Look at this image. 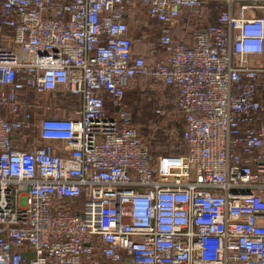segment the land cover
<instances>
[{"label": "built area", "instance_id": "built-area-1", "mask_svg": "<svg viewBox=\"0 0 264 264\" xmlns=\"http://www.w3.org/2000/svg\"><path fill=\"white\" fill-rule=\"evenodd\" d=\"M134 13L159 23L153 64ZM263 57L264 0H0V264H264ZM144 76L176 91L184 152L133 126ZM55 92L81 106L59 115Z\"/></svg>", "mask_w": 264, "mask_h": 264}, {"label": "rangeland", "instance_id": "rangeland-1", "mask_svg": "<svg viewBox=\"0 0 264 264\" xmlns=\"http://www.w3.org/2000/svg\"><path fill=\"white\" fill-rule=\"evenodd\" d=\"M200 11V10H199ZM210 12H208L207 10L204 11H200L198 14H194L192 16H190L189 19V23H187V29L185 30H178L177 32V38L176 40H182V38H184L186 36V30H189L190 32L193 31V29L196 28H200L203 27L205 25H209L212 24V20H210ZM181 24L183 23V21H181ZM180 24V26H182ZM131 28L133 30L134 36L136 37V46H138V49L136 50L138 53H142L140 51H142V49H144V52L147 53V60L150 64L155 63L157 60H159V58L161 57V55H150L149 51H151L152 47L151 45H153V43L156 40V37H152L150 38V43H146L144 46L142 44H140V40H141V34L144 33V29L145 31L149 30V33H157L160 30V27L157 23H155L153 20L149 19L146 15L144 14H139V13H134V18L131 24ZM150 36H152L151 34H149ZM135 52V53H137ZM262 63V62H261ZM128 91H131L129 93V100L134 98V93L135 90H139V96L141 98V102L142 103V108L145 109L146 111H150V112H154L155 111V107H160L162 104L164 103V101L161 98H169L170 102H175V98H176V94L173 90L169 89L168 87H166L165 85H163L162 83H158L153 81L151 78L149 77H140L136 80H132L128 86L127 89ZM130 95L132 98H130ZM65 97V98H64ZM34 100V97H32ZM127 98V99H128ZM150 98V99H147ZM69 100L64 101V100ZM40 102H42L43 104H46L47 106H50L52 109H55L54 111L59 114V115H66L68 110H72L73 107L76 105V102L74 99L72 101V98H68V96L66 97V95L62 96H58V94L56 95V93H47L44 94L42 96H40L39 98ZM75 101V102H74ZM140 101V100H139ZM135 102V100H134ZM129 106V109L132 110L131 113L134 114V107ZM155 108V109H154ZM107 112L109 114H112L114 112V110L112 109V107H107ZM157 112V111H156ZM165 116L163 119H161V127H165L168 126V120L169 119H175L176 122H182L184 123V119L182 117L181 120V115L179 113H177L174 103L173 105H171L169 108L165 109L163 112H161V114H164ZM52 114V112H51ZM160 115V114H159ZM162 116V115H161ZM178 122V123H179ZM136 129L138 130L139 134L141 135L143 141L148 145L149 149L151 150V142L148 139L149 135H145L144 131L142 132L141 129L139 128V126L137 124H135ZM83 201H81V205L83 204ZM88 264H111L107 261L102 260V258L99 256V254H94L92 257V261Z\"/></svg>", "mask_w": 264, "mask_h": 264}, {"label": "trees", "instance_id": "trees-1", "mask_svg": "<svg viewBox=\"0 0 264 264\" xmlns=\"http://www.w3.org/2000/svg\"><path fill=\"white\" fill-rule=\"evenodd\" d=\"M223 9H224V6H223L222 3L214 2V3H211L210 5L202 8L200 11L207 10L208 12H210V15H209L210 20H212V22H213L212 24H216L218 16L222 12ZM200 11H198V12H189V11H187L185 9L181 10L180 17H179V20H178V25H177V28H176V36H177V32H178V30H180V28H181V30L187 29V23H189L190 16H192L194 14H198ZM180 19H181V21H183L182 24L180 22ZM153 21L159 25L158 22H156L155 20H153ZM180 24L182 26H180ZM191 32L189 30H186V34L187 33L190 34ZM149 34H151L152 36H150ZM153 36L156 37V40L153 43V45H151V46H153L152 49L153 48H160L161 49L160 42H159L160 30H159V32L156 35L155 32L154 33H151V32L149 33V30L145 31V29H144V33L141 34V36H140L141 40H140L139 43L144 46L146 43H150L149 42L150 38H152ZM134 41H135L134 50H135V52H137L136 50L138 49V46H136V37L135 36H134ZM179 41H184V38H182V40H179ZM140 52H142V53H138L137 52L136 54L148 55L147 53L144 52V49H142V51H140ZM138 78H140V77H137V78H135L133 80H136ZM162 84L165 85L166 87H168L169 89L173 90L175 92V94H176V91L171 86L166 85L164 83H162ZM138 91L139 90H135V92H133L134 93V96H133L134 98H132L131 95H130V98H132V99L129 100L128 97H129V93L131 91L126 90L125 105H126V108L130 112L132 110L129 109L128 105L134 107V114L131 113L132 114L133 126L135 127V124H137L139 126V128L141 129V131L142 132L144 131L145 135H149L148 139L151 142V145H150L151 154L154 155V156H159V155H168V154H173L174 155V154H179L181 152H184L185 151V146H184L183 140H182V131H183L184 123L179 122V121L176 122L175 119L171 118V119L168 120V126H165V127L162 128L161 125H160V123L162 121L161 119H163L164 116H165V113L161 114V112H163L165 109L169 108L171 105H173V103H174V106H175V109H176L177 113H179L181 115V120H182L183 116H182V114H181V112H180V110L178 108V105H177V95H176V98H175V102H172V101L170 102L169 98H161L164 101V103H161L162 105L160 107H158V106L155 107L156 109L154 108L155 109L154 112H150V111H146L145 109L142 108V106H143L142 103L143 102H141V98L139 96V92ZM55 93H56V95L58 94V96H62V97L64 95H66V97L68 96V98H70V99L72 98V101H73V99L75 101H77L76 105L73 107V109H77V108H79L81 106V98L76 97V96H72V95H69V94H65L63 92H55ZM147 99H150V98H147ZM134 100H135V102H134ZM64 101L68 102L69 100L67 99V100H64Z\"/></svg>", "mask_w": 264, "mask_h": 264}, {"label": "crops", "instance_id": "crops-1", "mask_svg": "<svg viewBox=\"0 0 264 264\" xmlns=\"http://www.w3.org/2000/svg\"><path fill=\"white\" fill-rule=\"evenodd\" d=\"M262 61L264 62V57L262 58Z\"/></svg>", "mask_w": 264, "mask_h": 264}]
</instances>
